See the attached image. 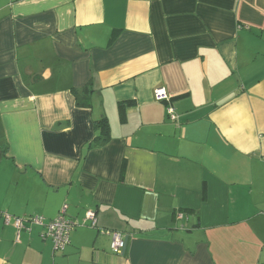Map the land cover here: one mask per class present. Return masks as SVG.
Wrapping results in <instances>:
<instances>
[{
  "label": "crops",
  "instance_id": "0c3cea01",
  "mask_svg": "<svg viewBox=\"0 0 264 264\" xmlns=\"http://www.w3.org/2000/svg\"><path fill=\"white\" fill-rule=\"evenodd\" d=\"M0 264H264V0H0Z\"/></svg>",
  "mask_w": 264,
  "mask_h": 264
},
{
  "label": "built area",
  "instance_id": "2783aa9c",
  "mask_svg": "<svg viewBox=\"0 0 264 264\" xmlns=\"http://www.w3.org/2000/svg\"><path fill=\"white\" fill-rule=\"evenodd\" d=\"M155 97L158 101H165L170 99V94L165 87H158L155 89ZM168 114L171 119L177 120L178 114L175 111V108L171 105L168 107ZM67 205H64L61 209L60 214L47 224H44L43 219L38 216L29 217L28 221L35 224L46 225L45 236L50 238L56 249H64L70 243V233L81 223L70 220L66 216ZM182 215H180L181 217ZM24 218H15V225L18 228L24 226ZM91 223L92 226H95L97 223L95 212L88 210L84 219V224L87 222ZM30 229V228H29ZM107 232V231H106ZM108 233L113 234V249L115 252H121L126 245V236L117 231H108Z\"/></svg>",
  "mask_w": 264,
  "mask_h": 264
},
{
  "label": "trees",
  "instance_id": "16d2710c",
  "mask_svg": "<svg viewBox=\"0 0 264 264\" xmlns=\"http://www.w3.org/2000/svg\"><path fill=\"white\" fill-rule=\"evenodd\" d=\"M74 91L77 97L78 105L82 107L89 106V103L87 102V99L89 97L88 88L86 87L83 91H78L76 89ZM109 140H110L109 125L107 119L104 117L96 122V135L92 139V141L86 144L85 150L101 147L105 145ZM126 245H127V240H126Z\"/></svg>",
  "mask_w": 264,
  "mask_h": 264
}]
</instances>
